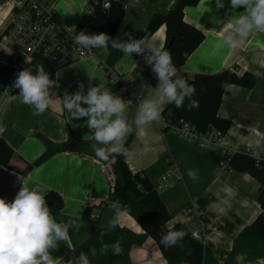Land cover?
I'll return each mask as SVG.
<instances>
[{"label": "crops", "instance_id": "obj_1", "mask_svg": "<svg viewBox=\"0 0 264 264\" xmlns=\"http://www.w3.org/2000/svg\"><path fill=\"white\" fill-rule=\"evenodd\" d=\"M48 1L54 5L57 22L66 29L76 27L88 3V0ZM117 1L126 7L115 36L117 42H126L130 36L143 37L150 16L167 13L175 3V0ZM241 14L244 9H233L230 0H224V7L220 9H217L216 0H199L197 5L184 8L183 21L200 31L203 40L186 57L180 70L188 78L222 71L237 76L248 73L255 78L252 88L231 85L223 94L217 114L229 122V127L216 146L221 152L245 151L264 161V147L251 146L257 134L264 135V33L249 37L236 49L222 43L228 22ZM149 38L164 46L165 26H160ZM2 46L0 139L12 149L13 156L8 168L0 166V198L12 201L22 186H38L44 195L49 191L57 193L63 201L62 207L51 209L57 222L77 220L81 227L79 230L70 228L69 240L58 242L51 254L56 264H69L70 261L76 264L78 257L74 256V249L108 227L113 219L111 204L115 201L110 199V193L115 154L110 166H102L88 156L71 151L67 148L71 142L93 141L86 125L87 118H70L55 101L42 115H33V108L21 102L19 93L9 94L7 86L12 70L7 63L14 55L10 48ZM88 75L95 77L92 85L101 83L125 101H131L125 115L133 130L123 142L128 169L144 176L156 191L160 176L171 163L177 164L180 180L168 189L156 191L170 215L161 228L162 233L183 231L186 235L200 230L201 239L216 264H264V244L252 234L244 233L260 211L259 184L248 174L220 168L210 157L212 149L173 135L161 122L135 125L140 104L154 97L158 83L144 56H128L112 47L93 48L91 56L50 74L53 91L62 97L65 91L75 93L83 83L86 93L90 84ZM42 139L59 145L61 150L34 165L46 151ZM189 169L197 173L196 181L188 177ZM86 207H93V222L82 219ZM188 209L192 213H187ZM117 228L132 233L135 241L144 234L126 211ZM88 258L90 264H166L156 243L149 237L140 245L130 244L127 256L120 260L107 262L101 252Z\"/></svg>", "mask_w": 264, "mask_h": 264}, {"label": "clouds", "instance_id": "obj_2", "mask_svg": "<svg viewBox=\"0 0 264 264\" xmlns=\"http://www.w3.org/2000/svg\"><path fill=\"white\" fill-rule=\"evenodd\" d=\"M230 3L233 9H244V14L234 16L228 22L222 36L223 45L236 49L249 37L264 33V0H230ZM216 6L217 9L223 8L224 0H216ZM73 42L86 49L111 45L128 56H144L158 83L154 97L140 104L134 120L136 126L159 123L167 104L180 108L187 99L189 108L199 106L198 101L193 99L196 93L194 85L179 74L170 52L163 45H158L154 38L130 36L126 42H117L107 33L81 30L73 37ZM88 76L90 84L86 93L84 84L80 83L75 93L65 91L62 97H58L53 91L50 74L42 65H37L35 72L28 69L19 71L12 86L19 89L21 102L33 108V115H42L55 101L69 113L70 118H87L86 125L94 141L91 149L96 159L107 161L114 154L127 155L123 142L133 129L125 113L131 101H125L101 83L92 85L91 80L95 77ZM251 146L264 147V135L257 134ZM187 175L193 181L198 179L192 169ZM111 208L114 216L108 224L109 229L118 226L126 211L119 201L113 202ZM80 227L77 220L57 222L38 186H22L12 201L0 198V264H56L52 250L57 249L58 242L69 240L70 228L79 230ZM183 236V231H169L162 235L160 243L165 248L172 247ZM90 251L92 256L96 255L94 247ZM109 251L114 255L121 254L120 242L102 245L101 254ZM76 264H90L88 255L81 252Z\"/></svg>", "mask_w": 264, "mask_h": 264}, {"label": "trees", "instance_id": "obj_3", "mask_svg": "<svg viewBox=\"0 0 264 264\" xmlns=\"http://www.w3.org/2000/svg\"><path fill=\"white\" fill-rule=\"evenodd\" d=\"M198 1L175 0L173 7L167 13L152 14L145 27L143 37L149 38L160 26L164 25L165 43L163 47L170 52L179 74L196 89L193 99L198 101L199 106L189 108L187 99L184 106L180 108H177L175 104H168L162 111L165 121L173 125L178 120H183L192 124L201 133L214 130L223 135L229 127V122L217 114L223 94L231 85L250 89L255 84V78L248 73L237 76L228 71L216 74H198L188 78L185 73L181 72L180 67L186 57L203 40L200 31L183 21L184 8L197 5ZM101 2L102 0H88L87 9L80 15L74 28L76 34L81 30L88 33L104 32L115 39L124 15L123 4L117 0H109L108 8L103 9ZM172 37L181 42H176L170 49H167V44ZM110 47L111 45L107 48ZM44 69L49 74L55 71L50 66H46ZM123 147L126 149V145ZM12 156V149L0 139V166L8 168ZM210 157L216 164L225 161L228 171L248 174L259 184L257 203L260 211L244 230V233L252 234L264 244V161L256 159L245 151L221 155L218 151L211 150ZM111 168L114 179L110 199L120 202L126 213L141 226L144 234L135 241L133 240L134 235L126 230L105 227L76 247L73 251L75 257H79L81 252L89 256L93 247L96 252H100L102 245H111L119 241L122 249L121 254L114 255L111 251L105 254L107 261L113 262L127 256L130 244L140 245L145 238L149 237L156 243L166 264H201V262L216 264L209 254L208 246H203L200 242L192 239L190 234L184 235L175 246L165 248L160 243L161 237L164 235L161 228L170 219V215L151 183L144 176L132 173L128 169L124 162V154L114 155ZM45 199L51 209L63 205L61 197L53 191L46 193ZM92 209L93 207H86L82 213V219L93 222L90 219ZM129 239L130 241H128Z\"/></svg>", "mask_w": 264, "mask_h": 264}, {"label": "built area", "instance_id": "obj_4", "mask_svg": "<svg viewBox=\"0 0 264 264\" xmlns=\"http://www.w3.org/2000/svg\"><path fill=\"white\" fill-rule=\"evenodd\" d=\"M101 6L107 9L108 1H102ZM75 35L74 29H66L57 22L54 5L48 0H0V45L10 48L14 55L7 63L12 70L7 86L8 93H19V89L12 85L16 74L21 70L35 72L37 65L44 68L50 66L56 70L91 56L93 48L86 49L74 44ZM160 122L173 135L187 142L218 151L221 155L228 153L217 148L216 144L221 136L217 131L201 133L192 124L183 120L170 125L162 117ZM219 167L227 168L226 162H220ZM180 178L177 164L171 163L160 176L156 191L172 187ZM186 212L192 213V210L188 209ZM90 219H94L92 214ZM200 234L199 230L190 236L205 246Z\"/></svg>", "mask_w": 264, "mask_h": 264}, {"label": "water", "instance_id": "obj_5", "mask_svg": "<svg viewBox=\"0 0 264 264\" xmlns=\"http://www.w3.org/2000/svg\"><path fill=\"white\" fill-rule=\"evenodd\" d=\"M180 43V40H176L175 38H170L168 44H167V49H170L175 43ZM45 146H46V151L43 153L34 163V165H39L42 162H44L46 159L49 157L57 154L60 152L61 147L59 145L52 144L48 142L45 139H42ZM94 143V141H89V142H83V143H74L71 142L67 145V148L70 149L71 151L80 153L82 155L88 156L97 162H99L102 166H110L113 162V156H110V158L107 161H100L94 157V152L91 149V145ZM30 169V167H29Z\"/></svg>", "mask_w": 264, "mask_h": 264}, {"label": "rangeland", "instance_id": "obj_6", "mask_svg": "<svg viewBox=\"0 0 264 264\" xmlns=\"http://www.w3.org/2000/svg\"><path fill=\"white\" fill-rule=\"evenodd\" d=\"M0 47H3L2 45H0ZM262 243V242H261ZM108 262V261H107Z\"/></svg>", "mask_w": 264, "mask_h": 264}]
</instances>
